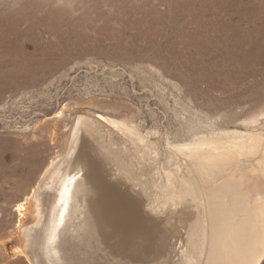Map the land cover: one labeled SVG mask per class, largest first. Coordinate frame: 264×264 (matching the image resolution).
<instances>
[{
    "label": "rangeland",
    "instance_id": "rangeland-1",
    "mask_svg": "<svg viewBox=\"0 0 264 264\" xmlns=\"http://www.w3.org/2000/svg\"><path fill=\"white\" fill-rule=\"evenodd\" d=\"M252 48L261 62L243 64ZM99 114L150 141L136 143L99 123L72 145L83 137L95 169L119 191L122 203L107 218L115 222L111 236L100 239L104 247L88 241L80 215L90 212L89 202L69 196L57 208L50 190L42 217L34 221L30 204L24 223L35 228L33 259L176 264L192 211L185 208L188 223L178 224L175 214L159 226L146 205L155 200V182L192 166L175 145L234 130L264 133V0H0V264H33L29 252L16 254L25 242L16 204L53 160L67 156L80 117ZM90 194L102 203L103 194ZM52 223L56 232L46 235L44 224Z\"/></svg>",
    "mask_w": 264,
    "mask_h": 264
},
{
    "label": "bare ground",
    "instance_id": "bare-ground-1",
    "mask_svg": "<svg viewBox=\"0 0 264 264\" xmlns=\"http://www.w3.org/2000/svg\"><path fill=\"white\" fill-rule=\"evenodd\" d=\"M73 24L74 21L70 25L73 26ZM256 50L244 51V63L241 62L248 64L251 61L250 57L256 58V62H261V57L257 55ZM250 75L255 74L250 73ZM63 114L64 112L61 111L59 117ZM257 122L258 119L251 121V123ZM99 123L110 124L126 137L131 135L136 143H145L148 146L150 142L145 141V137L138 132L137 127L124 121L103 114H99L97 119L80 117L68 140L65 153H68L69 149L70 151L67 156L62 162L57 163L53 160L51 164L49 163V169L40 183L32 189L25 200L16 204L18 228L23 230L25 238L24 246L17 247L16 254L27 255L28 252V254L34 252L31 242L32 230L35 228L34 226L33 228L25 227V219L31 206L34 221L42 217V197L45 193L49 195L53 190L56 191L55 195L53 193L50 195L55 196L54 202L57 208L67 202L69 196L76 201L84 198L85 202H89L87 210L90 212L88 211L89 213L85 216L80 215V219L85 220L86 223L81 221L82 226H80L89 231L85 236L90 235L93 238H86L88 241L97 245L102 243L100 239H109L111 236L109 234L111 230H107L111 229L115 222L107 218L111 217L113 208L122 203L119 191L95 169L93 160L88 157L83 137L75 147L72 146L77 134L83 131L82 129L95 130L97 129L95 126ZM174 147L191 160L192 166L186 172H182L179 177L177 174L168 173L160 184L155 182L157 189L155 200L149 201L146 211L152 215L151 220L155 222L154 224L159 226H169L175 214H177V223L183 224L190 217L185 213V208L192 211L194 221L188 230L187 244H184L182 251L179 250L181 256L176 264H264V133L234 130L199 137ZM63 164L65 167L61 166ZM47 173L50 178L48 189L46 186L49 181L44 180ZM90 193L103 194L102 203L90 200L88 196L91 195ZM111 193L113 195H110ZM161 198H164V201ZM95 215L98 216L95 218ZM99 216L103 217L97 220ZM54 226L55 223L44 224L46 235L54 236L56 232ZM100 227H103L106 234L100 231ZM115 228L112 232L116 231L117 228ZM100 245L97 246H105ZM42 249L46 252L45 243ZM59 256L60 263H65L64 257L60 254ZM31 257L35 264H43L40 259L35 261L32 254ZM29 261L31 262L30 259Z\"/></svg>",
    "mask_w": 264,
    "mask_h": 264
}]
</instances>
